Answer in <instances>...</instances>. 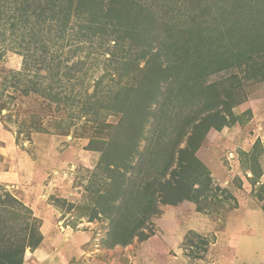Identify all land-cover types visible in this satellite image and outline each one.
Segmentation results:
<instances>
[{
    "label": "rangeland",
    "instance_id": "374dc122",
    "mask_svg": "<svg viewBox=\"0 0 264 264\" xmlns=\"http://www.w3.org/2000/svg\"><path fill=\"white\" fill-rule=\"evenodd\" d=\"M104 1L105 4L108 3V0ZM131 1L133 15L127 20L139 28L138 31L141 29L143 34V31L148 34L143 41L140 40L144 38L143 36H136L135 40L141 46L132 49L117 47L113 40L106 44L105 38L95 31L81 39L78 37V31L82 27L80 23L82 20L76 15L71 17L66 36L60 38L58 30L65 21L67 10L62 11L60 4L54 7L55 11L61 12L56 15V20H50L49 11L45 10L46 22L42 24L41 29L36 28L40 37L38 38L42 41L49 40L47 46H51L50 53L55 55L58 49L63 53L61 60L64 66L77 64L76 66H82L83 70L90 67L88 77L83 76L82 84L76 86L74 91L71 84L72 96L81 94V91L84 94H91L97 83L102 81L99 89H103L109 97L106 106L110 111H96L98 102L88 103L85 96L81 99L71 97L69 103L59 107L46 101L42 96L23 95L15 87L2 83L3 78L0 76V107L3 103L6 107L0 112V180L7 170L13 171V175L17 174L18 169L14 162L17 158L19 159L17 166L23 171L17 174V177L22 178L19 184L13 182V177L5 182L0 181L3 186L0 192L5 195L9 191L20 199L21 192L17 188L19 185L23 193L31 190L39 198L38 196L44 194L37 193L36 187L42 180L47 186L43 190L48 189L50 192L48 198L44 195L50 204L54 203L55 197L50 191V184L52 190L55 188L61 190L67 203L70 199L74 203L71 209L67 203L62 204L61 215L51 206L45 213L38 212L37 216L28 205L39 218L43 239L47 240L46 243L42 240L38 246H42L43 248H40L43 251L45 247L47 250L58 245L62 248L63 244L62 250L68 249L71 252L77 245L83 247L85 251L100 252L99 255L106 260L114 253L119 258L127 257L128 260H125L127 263L136 256L137 260L131 262L132 264H159L157 255L149 254L156 258L154 259L140 254V251L135 253L141 243L138 238L133 240L131 243L133 245L129 249H125L126 246L122 250L117 248V253L114 247L107 248L109 246L104 245V242L110 239L112 221L103 214L91 220L90 216L95 206H98L95 201L97 197L95 190L100 189V193H103L107 188L115 190L116 187L110 184L106 174L97 169L101 153L90 152L85 146L90 138L97 136L99 121H103V116L107 122L115 126L110 132L105 129L102 134L104 138L113 139L114 136L117 138L121 132L129 130L122 120L127 115L123 111L124 103L131 97L137 100L142 98L144 105L148 107L147 111L151 113L149 121L145 123L147 138L140 141L138 149L142 154L130 160L133 169L127 176L139 179L147 170L156 174L155 170L164 164L174 138L182 131L192 114L196 113L198 107H201L204 99L211 96L210 93L206 94L208 92L203 90L205 87L202 89L200 84L216 86L215 88L221 91L222 85L233 83L235 85L234 91H231L235 99L233 113L238 118L220 131L211 128L196 153L212 174V181L209 184L212 191L210 190L209 194L213 195L208 200L209 203H206L207 207L199 211L195 203L188 205L190 201L184 200L178 203L179 205L172 206L171 210L175 211L171 212L168 205L159 202V213L147 219L143 231L152 235L159 230L181 232L182 241L173 245L176 251L172 249L169 252L168 249L165 252L163 256L165 264L176 262L179 264L182 260V264L201 262V264H264V209L261 208L262 203L255 197L259 185H253L248 178L253 176L254 169L262 172L261 182L264 181V0ZM4 3L7 7L6 14L18 12L23 5L21 1L16 0H4ZM136 18L138 21L135 22ZM33 24L34 17L31 15L26 16L22 23L19 21L18 25H22V29L19 26L12 29L8 25L3 28L0 33V52L6 53L0 58V69L3 67L12 69L13 76L17 75V71L26 72L23 67L24 56L19 52H23L22 47L29 40L25 34H28L27 30L31 29ZM186 40L189 41L188 45L193 52L198 51L214 59L228 57L231 66L201 77L196 85L188 87L193 88L191 92L188 89L181 90V83H177L176 80L188 82L193 78L191 71L196 67L192 62L187 66V71L179 69L173 76L162 77L160 87L154 86L146 94L145 86L151 79L156 81L160 79L159 74L165 73L168 58L177 50V57L180 59L184 57L181 46ZM144 48H149L150 52L146 51L148 52L145 53L146 57L137 61L136 49L143 52ZM254 49L261 51L252 54ZM37 54L38 56L34 55L35 58L41 57L40 51H37ZM248 56H251V59L246 65L243 62ZM125 62H129L128 65L136 64L138 67L129 68ZM241 62L242 65L239 66ZM30 64L32 65V62ZM37 73L39 70L34 68L29 72V77L33 79ZM18 79L19 77L16 80ZM20 80L27 82L25 77ZM83 106L90 111L84 110ZM133 106L129 107V119L136 118L137 106ZM141 107V105L137 107V112L142 115ZM38 112L42 124L47 127L45 128L47 132L30 131L31 122L34 120L31 118L32 114ZM96 112H99L97 122L93 118ZM58 122H62L61 127L58 126ZM119 124L122 127L119 128ZM63 132L67 133L61 134ZM190 132L189 128L188 133ZM159 139L160 143L155 142ZM186 139L185 137L180 147L186 145ZM257 140H260V143L254 147ZM177 155L176 153V158ZM31 163L38 165V168L31 167ZM175 165L176 163L173 167ZM127 183L124 181V185L135 188L136 183ZM23 184L30 186L32 184V187L25 190L22 188ZM229 194H233L234 197L228 196ZM216 200H226V203L219 204ZM55 204L60 206L57 202ZM188 206H193L194 212L198 213L197 216L200 218L195 220L185 213ZM236 206L238 208H235ZM136 209L138 208L135 207L132 212H136ZM162 215L165 217L162 218ZM117 217L116 215L115 218ZM68 225L70 228H67ZM190 228L194 229L189 230ZM195 232L208 240L209 244L202 243ZM205 247L208 250H204ZM35 249L27 248L25 255L28 250ZM175 255L179 257L174 258Z\"/></svg>",
    "mask_w": 264,
    "mask_h": 264
},
{
    "label": "trees",
    "instance_id": "16d2710c",
    "mask_svg": "<svg viewBox=\"0 0 264 264\" xmlns=\"http://www.w3.org/2000/svg\"><path fill=\"white\" fill-rule=\"evenodd\" d=\"M16 1H21L23 4L18 12L6 14L5 8L7 7L4 5V0H0V33L7 25L11 26L12 29H15L16 26L22 29V25H18L19 21L21 20L22 23L26 16L32 15L34 17V24L31 25V29L27 30L28 34H25L29 40L26 45H23V52H19L24 56L23 67L26 72L17 71V75L13 76L12 69L3 67L0 69V76L3 78L2 83H7L10 87H15V89L20 91L23 95L29 96L30 94H36L42 96L46 101L48 100L51 104H55L59 107L69 103L71 97H79L78 99H81L85 96L88 103L92 101L98 102L99 105L96 107V111H110L106 106L109 97L104 93L103 89H99V85L102 81L97 83L93 93L84 94L83 91H81V94L77 93L74 97L72 96L71 92L74 91V88L82 84L85 77H88L90 67L83 70L82 66H76L77 64L75 66H69L68 64L64 66L61 60L63 53L59 51V49L55 55L50 53L51 46H47L49 40H40L36 28L41 29L42 24L46 22L47 16L45 15H47V13L45 10L49 11L50 20H56V15L61 12L55 11L54 7L60 4L62 11L67 10L68 13L65 16V21L61 23L58 30V37L64 38L66 36V32L69 31L71 17L72 15H76L77 18L82 20L80 22L82 27L78 31V37L81 39L86 38L95 31L105 38L106 44L109 40H113L117 47L122 46L132 49L137 46V48H139L141 44H137L138 42L135 40L136 36H143L144 38H140V40L143 41L146 40L145 38L148 37V34L145 33V31H143V34L141 29L138 31L139 28L133 26L134 24L127 20L131 19L133 15V13H131L133 1L108 0L106 4L104 0ZM122 3L125 4L123 5ZM126 11H128V13ZM135 16L137 17V14ZM136 21H138L137 18L135 22ZM109 28H111V30H109ZM148 33L150 34L151 30H149ZM188 43L189 41L186 40L181 46L183 58L181 57L180 59L177 57L178 50L172 57L168 58L165 67L166 70L164 69L165 73L159 74L160 79H156V81L151 79L150 83L145 86L146 94L149 93L154 86L160 87L162 77L173 76L179 69L187 71V66L192 62L196 67V69H192L191 71V73H193V78L188 82L176 80L177 83H181V90L183 88L191 92L193 88L188 87H192L194 84L196 85L201 77L231 66V61L228 57L222 59H214L212 56L207 57V55H202L198 51L193 52ZM37 51L41 52V57L35 58V56H38ZM132 51L135 52V50ZM136 51L138 52V54L136 52V58L138 57L137 61L140 58L146 57L145 53H148L146 51L150 52L149 48H144L143 52H140V49H136ZM260 51V49H254L252 54L260 53ZM5 53L6 51L0 52V58L4 56ZM112 53L114 54V51H112ZM250 59L251 56H248V59L244 60L243 63L248 65ZM31 62L32 65L30 64ZM128 63L129 62H125L124 64L129 68L138 67L136 64L128 65ZM241 65L242 62L239 66ZM34 68L38 69L39 73L32 79L29 77V72ZM188 69L191 70V68ZM7 71L9 72L6 74ZM18 77L19 79L16 80ZM24 77L27 82L20 80V78L24 79ZM72 80L75 81V83H73ZM71 84L73 91L71 90ZM200 86L202 89L205 87L203 90L208 92L206 94L210 93L211 96L204 99L201 107H198L196 113H193L194 115L192 114V117L186 122L182 131L174 138L175 140L172 142L169 150L170 152H167L164 164L162 163L160 167L155 170L156 174L147 170L142 173L143 176L139 179H135V176H127V174L131 172V169H133L130 160L142 154L138 149V145L142 139L147 138V134H145V123L149 121L151 113L147 111L146 108L148 107L144 105V100L142 98L141 100H137L131 97L124 103L123 111L127 113V115L124 116L122 120L125 122V126L127 124L129 130L121 132L117 138L116 136H114L113 139L108 137L104 138L102 134H104L105 129L110 132L111 128L115 126L107 122L105 116H103V121H99L100 126L99 130L96 132L97 136L90 138L85 149L99 151L101 153L97 169H100L103 174H106V178L110 179V184L116 187L115 190L107 188L106 192L104 191L103 193H100V189L95 190L97 194L95 201L98 206H95L94 212L90 216L91 220H93L99 217V214H103L112 221L109 232L110 239L104 242V245L109 246L107 248H113L117 245L125 247L131 244L135 238L141 241L148 239L152 234H147L143 231V228L149 217L159 213V202H161L162 205H177L184 200H189L197 205L199 211H203V208L207 207L206 203H209L208 200L211 195H213L209 194L210 190L212 191L209 185L212 181V174L208 166L196 153L200 149L206 134L211 128L220 131L225 126H230L238 117L233 113V107L235 106V99L231 93L235 88L233 83L232 85H222L221 91L215 88L216 86L212 85L205 86L204 84H200ZM154 95L156 99V93ZM139 105L143 108L142 115L137 112V107ZM131 106H137L135 109V119H129L128 117L129 107ZM4 109H6L5 103L1 105L0 112ZM83 109L87 110L86 106H83ZM110 109L113 108L110 107ZM87 111L89 112L90 110L88 109ZM39 115V112L32 114L31 118L34 120L31 122V132L32 130L38 133L47 132V130H45L47 127L42 124V119ZM93 118L94 121L97 122L99 120V112H96ZM61 125L62 122H58V126L61 127ZM118 127L120 128L122 125L119 124ZM189 128L191 129L190 134L188 133ZM66 133L67 132H63L61 134ZM186 133H188V136ZM185 137L187 138L186 145L180 147ZM155 142L160 143V139ZM259 143L260 140H257L254 147H257ZM152 153L160 154L156 152ZM176 153L178 154L177 158L175 156ZM162 158L164 159V157ZM142 160L144 165V159ZM162 160L160 162H162ZM152 161L155 160L152 159ZM157 163H159V161H157ZM174 163H176V165L173 167ZM136 172L137 171H135V173ZM262 175V172H257L253 169V176H249L248 178L253 185H259V191L257 193L255 192V197L262 203L261 208L264 209V181L261 182ZM124 181L126 183L129 181L128 183L130 184L136 183L134 186L135 188L124 185ZM2 187L3 186L0 184V189ZM221 189L227 190L226 188ZM228 196L234 197L233 194H229ZM53 200L60 204V206L67 203L63 198L54 197ZM216 201L219 204L226 203V200ZM67 204L70 209L74 206L72 202ZM135 207L138 209L133 213L132 210L135 209ZM235 208L238 207L236 206ZM116 215L118 216L117 218H115ZM39 225V218L34 215L32 209L28 205L9 191H7L5 195L0 192V264H23L27 248L35 249L43 240V234ZM195 233L202 243L206 245L209 244L208 240L204 239L199 233ZM204 250H208V248L205 247Z\"/></svg>",
    "mask_w": 264,
    "mask_h": 264
},
{
    "label": "crops",
    "instance_id": "0c3cea01",
    "mask_svg": "<svg viewBox=\"0 0 264 264\" xmlns=\"http://www.w3.org/2000/svg\"><path fill=\"white\" fill-rule=\"evenodd\" d=\"M90 152L96 153V151H92V150H90ZM17 159H15L14 162H15V167L18 169L17 170V174H18V173H21L22 169L18 168L17 165H19V159H18V161H17ZM32 163H31V165H32ZM13 167H14V165L11 166V168H13ZM31 167L38 168V165H32ZM3 170L5 171V169H3ZM5 173L6 174L4 175L3 179L0 180L1 182L8 181V179L10 180V178H12V177H13V182L18 183V184H19V182H21L22 178H20V176L17 177L16 173H14V175H13L12 174L13 171L7 170V172L5 171ZM22 173H23V171H22ZM0 174H1V172H0ZM41 181L42 180H40V182L38 183V185L36 187L37 193L43 192V194L45 196H47L46 198H48V195L50 192L48 189H47V191L43 190L44 187L47 188V186L45 185L44 181H42V182ZM29 182H30V180H29ZM23 185H22V188L25 190L27 189V187H29V188L32 187V184H31V186L28 184H26L24 186ZM51 187H52V184H50V189H51L50 191H52L51 192L52 195H54L56 198H62V197L64 198L65 197V196H63V194H61V190H59L57 188H55V190H52ZM15 188H16V186H15ZM17 188H18L19 192H21L19 194V197H21L20 199L23 200L25 204L29 205L34 210V212L37 216H38V212L39 213H45L46 211H48V209L51 206H52L51 208L55 209V211H58V213L60 215L62 214V209H61L62 207L56 205L55 201L53 204H50L49 201L46 200V198H44V195L38 196L39 198H37L31 190H29V191L26 190V192L23 193L19 185ZM68 201L71 202V199ZM187 201H189V200H187ZM192 204H193V202L190 201V203L188 205H192ZM168 206L170 207L169 209L171 212L173 210L175 211V209L171 210L172 209L171 207L176 206V205H168ZM56 208H58V210ZM194 211H195V209L193 206H188V208L185 209V213L189 214L193 219L197 220L198 218H200V216H197L198 213H195ZM187 214H185V215H187ZM50 217L53 218V215L50 214ZM164 217H165V215H162V218H164ZM163 221H165V220L163 219ZM44 226H45V224H44ZM46 227H48V226H46ZM67 228H70V225H68ZM191 229H194V228H190L189 230H191ZM48 231H50V230H48ZM84 234H88V233H84ZM180 234H181V232H179L177 230L175 232H171V231H167V230L164 232V231L159 230V231H157V233H155L154 235H152L148 239L141 241V243H139L140 245H138L135 253L140 251L141 252L140 254H143V255H148V256H150L149 254H152L153 256L157 255L159 260H160L159 264H165L166 263L165 258L163 257L165 255V252L168 251V249H169V252H171L172 249H174L173 251H176L174 248L175 246H173V245L176 243L180 244V242L182 241V240H180V239H182V236ZM85 239H89V237H85ZM43 241H44V243H46L47 242L46 238L43 239ZM42 245H44V244H42ZM132 245L133 244L127 245L125 247V249H127V248L129 249V247H132ZM64 246H66V245L64 244ZM118 246H120V245H117L114 247L115 253L118 252L117 248H121V250H122V248L124 247V246H121V247H118ZM178 246H180V245H178ZM40 247H42V246H40ZM40 247L35 249V251L28 250V252L25 255V261L23 264H132V263H134V260H137L136 256H134V259L129 260L127 263V261H125V260H128L127 257L123 256V258H119V256L114 254V253H112L111 257H108V260H106V259H103L101 257V255H99L100 252L98 253L96 251L94 252L91 250L85 251L83 247H78L77 245L75 246V248L73 250H71V252H69L68 249L62 250V249H64L63 244H62V248L58 245L57 247L53 246L54 248L51 247L52 248L51 250H47V248L45 247L44 251ZM119 252H120V250H119ZM120 257H122V256H120ZM150 257H152V256H150ZM178 257L179 256H177V255L174 256V258H178ZM152 258H154V257H152ZM154 259H156V258H154ZM180 263L182 264L183 260L181 262H179V264ZM201 263H199V264H201ZM176 264H177V262H176Z\"/></svg>",
    "mask_w": 264,
    "mask_h": 264
}]
</instances>
